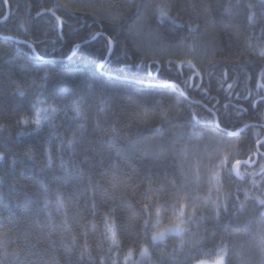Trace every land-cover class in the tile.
Listing matches in <instances>:
<instances>
[{"label":"trees","instance_id":"trees-1","mask_svg":"<svg viewBox=\"0 0 264 264\" xmlns=\"http://www.w3.org/2000/svg\"><path fill=\"white\" fill-rule=\"evenodd\" d=\"M250 32L264 39L261 0H174L164 23L150 0H0V224L17 235L36 228L47 186L89 211L115 208L125 239L138 240L144 187L171 190L176 145L215 133L225 147L236 142L238 159L264 161V63L245 55ZM90 84L111 97L113 111L89 118L83 133L66 116L55 130L20 123L37 97L64 105ZM156 98L178 101L180 115L143 126L130 119L131 101L154 107ZM72 133L73 149L58 150ZM225 183L242 199L232 175ZM258 215L254 206L240 213L234 196L207 225L213 239L231 241V264L248 259L236 255L233 234Z\"/></svg>","mask_w":264,"mask_h":264},{"label":"clouds","instance_id":"clouds-1","mask_svg":"<svg viewBox=\"0 0 264 264\" xmlns=\"http://www.w3.org/2000/svg\"><path fill=\"white\" fill-rule=\"evenodd\" d=\"M239 3V0H237ZM264 2V0H261ZM152 14L158 23L173 20L174 0H150ZM248 20L258 23L253 5H248ZM231 12L230 8L225 13ZM245 55L264 63V39L249 33L245 40ZM264 86V85H260ZM113 111L109 95L87 85L84 91L64 105L46 103L37 97L31 117L21 116L20 123L40 131L47 126L58 128V118L66 116L77 123L83 133L89 118ZM179 102L156 98L154 107L140 100L129 104V117L139 125L167 121L179 116ZM118 135L115 128L112 129ZM215 133L209 138H194L176 145L177 178L171 190L156 188L148 182L143 190L140 218L141 235L138 240H126L115 215V208L91 211L73 201L63 189H54L42 196L43 221L31 225L17 235L14 227L0 224V264H231V241L223 236L213 239L207 225L219 222L221 212H227L235 196L238 211L244 213L254 206L259 215L246 221L242 232L233 234L238 242L239 257L248 253L240 264H264V161L250 163L238 159L236 142L225 147ZM75 133L58 144L73 149ZM51 163V147L46 148ZM232 175L242 185L229 191L225 175ZM32 249H39L33 253ZM38 257L32 259L31 257ZM21 257H28L21 260Z\"/></svg>","mask_w":264,"mask_h":264},{"label":"snow or ice","instance_id":"snow-or-ice-1","mask_svg":"<svg viewBox=\"0 0 264 264\" xmlns=\"http://www.w3.org/2000/svg\"><path fill=\"white\" fill-rule=\"evenodd\" d=\"M62 6L65 7V8H67V9H69V10H72V8L70 7L69 4H62ZM77 47H78V46H77Z\"/></svg>","mask_w":264,"mask_h":264}]
</instances>
